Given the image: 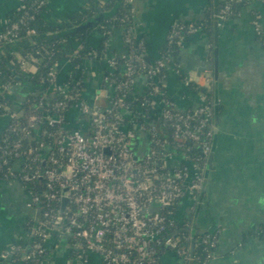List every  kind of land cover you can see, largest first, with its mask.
I'll return each instance as SVG.
<instances>
[{
    "label": "built area",
    "instance_id": "1",
    "mask_svg": "<svg viewBox=\"0 0 264 264\" xmlns=\"http://www.w3.org/2000/svg\"><path fill=\"white\" fill-rule=\"evenodd\" d=\"M133 1L124 0L127 11L120 18L126 49L110 54L111 29L104 32V86L91 100L85 95L83 66L69 60L51 64L44 80L48 87L30 93L38 97L26 119L10 104L12 93L25 80L0 84V95L5 98L0 109L8 117L0 134V178L18 180L27 187V205L39 213L30 243H13L3 249L0 264L16 255L21 264H42L49 241L64 235L71 238L77 264H90L92 253L103 264H163L168 251L177 255L176 263L189 264L198 257L195 249L199 246L204 264L212 259L217 235L209 231L190 235L195 228L191 220L177 213L186 195L192 202L191 211L201 202L198 194L207 178L215 108L205 94L200 104L186 110L177 108L168 97L163 82L173 58L164 53L153 62L147 60L146 43L134 32ZM253 1L224 0L212 18L221 26L235 15V4ZM46 3L35 0L29 9L22 0L24 11L6 23L0 44L16 41L22 27ZM254 24L260 32L257 19ZM203 28L205 23L177 22L170 29L168 43L181 47L188 35ZM27 33L32 35L35 30L27 28ZM37 53L40 58L16 56L9 61L12 74L36 72L44 59L54 55L53 50ZM92 54L91 58L97 51ZM117 69L122 70L121 76L116 75ZM139 76L147 80L146 91L138 111H133L131 101L138 100L134 89ZM206 79L211 87V73ZM107 89L112 90L109 96ZM29 101L27 97L24 102ZM150 105L158 110L157 121L146 108ZM186 142L199 145L200 153H192Z\"/></svg>",
    "mask_w": 264,
    "mask_h": 264
},
{
    "label": "crops",
    "instance_id": "2",
    "mask_svg": "<svg viewBox=\"0 0 264 264\" xmlns=\"http://www.w3.org/2000/svg\"><path fill=\"white\" fill-rule=\"evenodd\" d=\"M46 1L41 15L49 25L68 22L70 15L87 11L92 2ZM111 1L118 0H94L99 6ZM223 1L134 0V32L146 43L147 60L153 62L164 54L175 23H205ZM21 4L22 0H0V32ZM255 19L260 23V32ZM109 38L110 54L126 49L121 26L113 27ZM88 43L94 49L105 47L99 27L91 31ZM8 47L14 48L15 56L21 54L18 44ZM106 64L104 56L85 58L81 64L89 100L104 86ZM208 73L213 78L211 87L206 79ZM146 83V78L139 76L134 93L144 94ZM163 83L168 97L182 110L196 107L204 92L213 87L218 96L213 167L204 182L200 204L191 211L192 202L186 195L179 202L178 216L190 219L198 231L217 235L214 255L207 264H264V0L241 7L227 22L217 26L214 34L203 28L188 35L169 64ZM33 91L39 90L31 81H23L11 95L13 107L20 109ZM111 91L107 89L108 96ZM7 122L8 117L0 114V132ZM143 140L147 143L146 136ZM28 200L27 187L18 180L0 178V252L13 243H30L29 234L39 213L27 205ZM176 261L174 252L163 256V264ZM77 263L69 235L54 236L49 241V253L42 264ZM90 264L103 262L92 253Z\"/></svg>",
    "mask_w": 264,
    "mask_h": 264
},
{
    "label": "trees",
    "instance_id": "3",
    "mask_svg": "<svg viewBox=\"0 0 264 264\" xmlns=\"http://www.w3.org/2000/svg\"><path fill=\"white\" fill-rule=\"evenodd\" d=\"M34 1L35 0H24L25 8L30 9ZM91 1V7L87 11L82 13H73L72 15H70L69 21L61 25H49L46 23V21L43 19V16L41 15L43 12L42 10L45 9L44 6L40 10L42 11L41 13H36L35 18L30 20L26 25L22 27L20 35L16 41L0 44V84L12 83L14 81H17L18 79L29 80L39 91H43L48 87L49 83L44 80H46L50 66L54 61L63 63L66 60H69L73 65H81L83 64L85 58H91L93 56L92 53L94 50L97 51V55L95 56V58L102 57L104 54L103 46L98 49L92 48L88 43V37L95 27H99V30L104 34L105 31L112 29L113 27L120 26V18L126 13L127 6L125 5L124 0H118L115 2L111 1L110 3L102 4L101 6L97 5L94 0ZM245 5H248V3L240 2L235 4L234 8L236 10V13L241 9V7ZM23 11L24 8L20 7L16 12L14 18H18ZM27 28H33L35 30V33L32 35L28 34ZM205 28L210 34H214L217 28L215 19L209 17L205 21ZM13 44H18L20 46L18 47L21 51L20 55L28 60L40 58V55L37 53L38 51L45 53L47 51L53 50L54 55L50 58L44 59L41 63V66L36 72L25 74L19 71L17 75H13L8 66L9 61H15L16 59L15 54L12 52L14 48L8 47ZM179 47L180 46L176 42L168 43V45H166L164 49V53L174 59L179 54ZM77 49L78 54L76 53ZM116 75L121 76L122 70L117 69ZM204 94L208 97L209 101L214 107V87L210 90L205 91ZM27 97L30 101L24 102L20 107V111L23 114V119H26V117L32 112L31 104L37 102L38 96L29 94ZM141 97V95H138L137 101H131L133 111H138V104ZM129 98L133 99L134 95L131 94ZM4 100L5 98L0 95V101ZM10 104L13 105L11 100ZM146 108L151 111V113L153 114L152 116L157 121L159 119L157 108L153 105L146 106ZM2 113L3 111L0 109V114ZM131 127L135 126L131 125ZM161 132V134L164 136H170V132ZM1 133H3V130L0 132V134ZM170 139H172V137H170ZM186 145H189L188 142H186ZM189 146L192 148V153H200L198 147L193 145ZM202 193L198 194L200 200L202 199ZM189 233L191 235L193 234V231L191 230ZM200 233L201 231L197 230V232L195 233V237ZM195 250L198 257L189 264H204L205 257L203 255L204 253L202 251V246L196 247ZM16 256L13 260L11 259L3 261V264H21L19 259H17L18 257Z\"/></svg>",
    "mask_w": 264,
    "mask_h": 264
},
{
    "label": "water",
    "instance_id": "4",
    "mask_svg": "<svg viewBox=\"0 0 264 264\" xmlns=\"http://www.w3.org/2000/svg\"><path fill=\"white\" fill-rule=\"evenodd\" d=\"M215 51H216V54H217V50H215ZM216 59H217V57L215 56V62H216ZM204 89H205V87H203V90ZM214 107H215L214 121H215V124H216V129H215V132H214V139H213L212 148H211V150L208 153L206 176H208L209 171L213 167V159H214V153H215L216 138H217V133H218L217 123H218V112H219V109H218V96H217V94L215 96V106ZM197 147L201 150V147L199 145H197ZM63 202L64 203L66 202L65 198L63 199ZM196 232H197V229L193 228V235H195Z\"/></svg>",
    "mask_w": 264,
    "mask_h": 264
},
{
    "label": "rangeland",
    "instance_id": "5",
    "mask_svg": "<svg viewBox=\"0 0 264 264\" xmlns=\"http://www.w3.org/2000/svg\"><path fill=\"white\" fill-rule=\"evenodd\" d=\"M21 55H17V57H20Z\"/></svg>",
    "mask_w": 264,
    "mask_h": 264
}]
</instances>
